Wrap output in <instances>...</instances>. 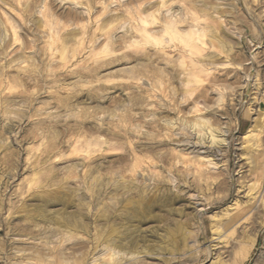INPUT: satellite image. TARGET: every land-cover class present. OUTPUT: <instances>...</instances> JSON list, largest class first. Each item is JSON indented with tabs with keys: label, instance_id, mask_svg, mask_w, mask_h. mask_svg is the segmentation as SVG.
Segmentation results:
<instances>
[{
	"label": "rangeland",
	"instance_id": "374dc122",
	"mask_svg": "<svg viewBox=\"0 0 264 264\" xmlns=\"http://www.w3.org/2000/svg\"><path fill=\"white\" fill-rule=\"evenodd\" d=\"M125 1L129 5V11H127L128 8L125 7H128V5L125 4ZM127 1L128 0H0V73L1 71L7 72L5 77L0 74V178H2L0 179V184L7 186L11 183L18 186L19 181L23 179V176L20 175V173L24 172V169L20 167L21 160H23L24 163H27L30 159V153L39 155L44 149V144L40 141L41 138H43L45 143L47 142L48 137L44 135L45 126L55 125L56 128H60L65 117H67V122L69 123L77 122V118H79V123H87V118L91 115V112L84 110L76 112L74 115L71 114V103L74 98L88 95L91 92L100 95L108 92V90L113 87H117L118 84L123 87L124 94L127 96L130 89L134 87L131 80L137 79L139 76H137V74L142 73L144 75L154 70L152 65L148 63V60L141 54L145 53V51L158 53L163 59H160L159 62H157L153 57L152 64L158 69H163L165 75L163 79L159 76L157 79H159L161 84L165 85L168 95L175 98L173 103L176 105L178 112L183 115L178 122L176 119L177 111H174L173 108H145L144 111L152 113L154 119H161L162 126L170 128L174 135L177 132L180 133L178 139L179 141H182V143L178 142L174 147L181 158V167L184 169V175L182 177H175L173 180V186L176 188L175 201L163 209H160L159 207L154 208L150 213L131 211L127 207L118 204L120 203L118 200L112 202V204L117 203V207L115 204L114 206H111V203L110 205L105 204L104 201L100 200L98 203H94L95 205L90 204V206L89 203H86L87 201H83L85 205L83 204L84 211L82 214L78 211V205H73L72 208H51L52 211L48 208L47 210L37 212V215L40 217V214H43L44 212L51 218H56L58 220L66 219L69 221L79 218L83 223H87V231L90 230L92 233L102 229L104 232L111 229L114 230L113 235L117 236L115 237V242L116 245L118 244L115 251H120L116 253L118 255H113L117 260L115 259L116 262L112 264H160V262L165 259L168 260L169 264H212L213 260L216 261V264H222V258L212 255V253H219L223 248L231 247L233 240L240 241L239 250L236 255L244 260V264H247V259L245 258L253 259L254 264H264V227H261L260 222L261 216L264 215V208L257 206L259 197H257L256 202L252 204L248 203L250 198L247 195H240L239 199H236L237 194L241 193L239 179L235 191L221 189L218 187V184L212 183L216 179L217 174L222 175L225 168L231 167L232 160L230 157L233 152H237L243 162L245 157L243 154L244 139L241 134L252 125L259 110L262 109L264 111V33H262L264 32V27L261 26V24L264 23V17H257L252 14V16L257 19L253 18L249 14L245 0H229V4L227 3L228 0H220L219 11H221V14H218L221 15L223 21L217 20L215 24L214 21L216 20L213 19V21L211 19L209 22V19L205 21H207V24L209 23V25H213H211L213 27V29L212 27L211 29L213 31L215 30L214 34L217 30H222H219L220 32L217 31V35H215L217 37L220 36V39L226 38L223 39V42L226 40L225 47L222 49L216 39L210 37L211 40H208L209 37H207V39H204V41H206L199 45L200 52L188 55L181 44L176 41L170 43L169 48L166 47L168 46V44H166L162 49L153 48L152 50L134 43L133 41H135L137 37V32L135 31L136 29L134 26L136 25V28L139 27V22L136 20V18L138 19V8L147 1V5L144 4L145 7L148 6L149 3L152 4L155 1L136 0L134 2V0H132L133 4L132 1ZM176 1L177 0L168 1L166 6L167 9L169 8L168 10H170L168 13H171V11L172 13L178 11L176 12L177 15L179 12H181L179 15H183L182 12H184V17L186 18L191 12L196 14L201 13L192 6L194 1L196 3L199 2L198 4L208 1L210 4L205 3L207 6L214 4V6L218 7V0H182L185 5L182 4L181 0ZM188 1L192 2L190 3ZM210 1H214L215 3L213 2L212 4ZM224 1H226L227 4ZM186 3L190 4L187 6ZM172 4H174V6ZM25 5H28V7L26 8ZM131 5L133 6V9H135L134 11L132 10ZM189 5L192 7H189ZM151 6H149L150 8H148L145 13L157 7V5H154L155 7ZM234 6L235 8H233ZM222 7L223 9L221 10ZM190 8L192 9L191 11ZM109 9L112 11L116 10L117 12L115 11L114 13L113 11V14L108 11ZM259 11L260 8L256 7V12ZM185 12L188 13L185 15ZM117 14L119 16H116ZM224 14H228V16L226 17ZM230 14L233 17L232 19ZM125 16L128 18V22L126 21ZM134 16L136 17L135 19ZM49 17L51 19H49ZM36 18L40 20V23L42 22V29L40 28L42 26H39L40 23H36ZM105 18L108 19L106 20ZM189 18L188 21H190ZM243 18L245 19L241 21ZM129 19L131 21L134 20L132 21L133 25ZM117 20H119L118 23ZM186 21L185 24L187 23ZM230 21H232V24L227 23H230ZM57 22H59L58 25ZM107 22L108 25L106 24ZM55 23L56 27L54 26ZM102 24H106V26L103 25V28V26H101ZM127 24L131 26V29ZM185 24L183 23L182 25ZM227 24L229 26H227ZM51 25L54 27L52 28ZM99 25L101 28H99L98 31ZM250 25L255 27L257 31L255 30V32H253ZM221 26H226L228 29L225 30V27ZM46 29L53 33L50 31H47L46 33ZM69 29H72L73 31L70 30V33L67 31ZM127 30H131V32L129 31L128 33ZM224 30L225 32H223ZM227 31L229 32L227 33ZM230 32H232V34H230ZM131 33L133 34L131 35ZM221 33L224 34L223 36L226 35L228 37L222 36L221 38ZM67 34L69 35L65 37ZM4 35L5 41L3 42L2 39ZM122 35L126 36L128 39ZM134 35L136 37H134ZM60 36L62 39L58 40ZM69 36L72 39L69 38ZM107 37L111 40H108ZM114 37L115 41L113 40ZM234 37L236 38L234 39ZM66 38L68 41L70 39V41L69 43L68 41L65 42L67 48L65 54H68V56L64 55L66 59L64 58L63 61V58L59 59L60 52L58 54V51H60V45L62 46L64 44ZM121 38H124L123 41ZM109 41H112L111 44ZM116 41L118 42L116 43ZM207 41H209V43ZM207 44L209 45L206 46ZM96 45L97 48L95 49L94 47H96ZM110 45H112V47ZM210 45L217 49V51H214ZM173 47L175 50H173ZM226 48H228L227 53H229L230 50L233 51L229 53L231 57L228 54V57L225 56L226 51L224 50ZM57 49L58 51H56ZM126 49L128 51H125ZM221 51H224V56ZM124 52L126 55H124ZM114 53H120V57L115 56ZM251 53L254 54V58L252 62L248 64V59L252 55ZM212 54L213 57H216H214L215 59L212 57ZM134 55L137 56L138 59H133L132 57ZM235 55L237 56L235 57ZM121 56L123 57L121 58ZM125 56L126 58H124ZM200 57H202L201 60ZM209 57L210 59L208 60L207 58ZM217 57H219L218 59L221 61L218 60ZM225 57L231 62V68H226L224 66L223 62L226 60ZM112 58L115 62L111 61ZM120 58L121 60H117ZM183 58L186 60L185 62ZM205 58L208 61L205 60ZM12 59L13 61L10 62ZM213 60L215 62L218 61V65L220 64L221 66H218ZM209 61H212L213 63ZM242 62L244 64H241ZM203 63L207 65L204 66ZM238 64L240 65V68L237 69L235 67V70L234 66ZM102 65L106 71L115 72L117 71L116 69H122V72L125 71L123 73L129 75L123 76L122 78L113 77L112 79L116 81V84L119 82L117 85L114 83L91 85V81L95 78L93 72ZM201 65L203 69L198 67ZM244 67L246 68V73L252 69V72L257 76L258 80L256 79V82L252 86L246 87L244 84V75H242V73L245 74ZM125 69H128L129 71L126 72ZM29 72L33 74L35 80H38V82H34V78L26 81V79L21 77L23 74L28 75ZM190 72H193L197 78L191 75L192 73ZM18 74H21V76ZM58 74H60L59 77ZM97 75H99V73H97ZM54 76L55 78L57 77L60 82L57 78V80L54 79ZM189 79L192 81L189 82ZM125 80L129 82L124 83L123 81ZM140 84L143 85L141 91H144L149 87L148 80L146 79L140 80ZM119 90L120 87H117V91ZM155 95L157 99H162L159 92H156ZM4 98H7L6 102L4 101ZM143 99L149 104L157 103V100H148L147 96H144ZM125 103H127V101H125ZM165 103L167 104L168 102L165 101ZM4 108H6V111ZM133 110L135 111L136 109ZM160 111L168 112V117H160ZM225 112L232 115L233 118L228 121L224 127L220 128V124H224V120L226 119V117L223 116ZM217 113H220L222 117L220 124H218L213 118ZM164 120L169 123L167 124ZM203 120L206 121L204 124L202 123ZM195 122L200 123L201 126L206 128L203 129L204 131L208 130L206 126L215 128L214 132L217 134V137L223 138L224 141L212 143L211 145V142L206 140L207 135L205 134V136L203 135L204 140H202L200 137H202L204 131H200L199 126L193 125ZM217 128H220V130L217 131ZM197 131H199V133ZM200 132L202 133L200 134ZM234 135L239 139V145L234 144L232 140ZM258 138V146L255 150V154L260 151V145H264V122ZM81 143L84 145L82 150L87 152L91 147L88 138H76L75 146L77 150H80ZM164 143L170 144L171 142L165 141ZM109 155L115 154L109 153ZM197 155L201 157L199 158ZM207 158H211L212 163H209ZM140 159L143 160L142 156ZM191 160L193 161L191 162ZM194 161L197 163H194ZM256 171H259L258 166H256ZM255 174L256 172H253V175ZM238 175L239 173L237 172V176ZM69 176H71V173H69ZM13 177H15V179H13ZM101 177L98 178L99 185H104L106 181L110 179L113 181L117 179L115 176ZM34 179L38 182L39 177L37 176ZM101 179L103 180V183ZM68 182L71 183L72 181L69 179ZM209 184H211L212 192L215 196V199L211 202H208L205 199V196L201 194V189L207 188ZM252 188L255 189L253 195H255L256 192L264 191V181H260L258 184H252ZM249 190L250 189H243L244 192ZM84 195L87 197L88 193L85 192ZM25 199H28V197H25ZM89 199H91V197H89ZM113 208L116 209V211ZM61 209H68V211L66 210L65 213L64 210L62 211ZM103 209H106V211L104 212ZM129 210L132 213L129 212ZM7 211L8 204L7 201H5V214H7ZM98 211L100 213H97ZM130 213L131 216L133 214L132 218L130 217ZM9 219L13 225L22 223L18 216H13ZM86 219L87 221H85ZM108 220L110 221L108 222ZM116 221H118V223ZM96 222L97 224H94ZM216 226L221 229H217V231L215 229ZM92 227H95V229ZM115 228H119L118 230L121 231H118L117 229L115 230ZM180 228L183 229L181 230ZM7 233L8 226H0V236H4ZM19 233L22 235L23 232H17L16 235L20 236ZM53 233L58 234V231ZM80 234L84 233L82 232ZM18 242L21 244L23 243V241ZM109 251V253H112V250ZM120 257L121 260H119ZM111 261L113 260L111 259Z\"/></svg>",
	"mask_w": 264,
	"mask_h": 264
},
{
	"label": "clouds",
	"instance_id": "9594fccd",
	"mask_svg": "<svg viewBox=\"0 0 264 264\" xmlns=\"http://www.w3.org/2000/svg\"><path fill=\"white\" fill-rule=\"evenodd\" d=\"M245 4L250 15L264 17V0H245ZM253 6L259 7L260 11L256 12ZM261 26L264 27V23ZM252 31L255 32V27H252ZM114 55L120 57V53ZM141 55L154 70L131 80L134 87L127 96L118 84L119 91L113 87L100 95L91 92L74 98L71 114L84 110L91 112L87 123H79V118L77 122L69 123L65 117L60 128L55 125L45 126L44 135L48 139L46 143L43 138L40 141L44 149L39 155L30 153L27 163L21 160L20 167L24 172L20 173L23 179L18 186L0 184V226H8V233L0 236V264H112L109 243L104 233L85 230L84 234L70 236L55 234L45 227L37 212L78 205V211L82 214L83 201L94 204L103 200L105 204H110L118 200L121 206L131 211L150 213L154 208L163 209L175 201L173 180L184 175L181 158L174 147L178 142L182 143L178 139L180 133L174 135L170 128L162 126L161 119H154L152 113L144 109L173 108L177 111L178 122L183 114L178 112L173 103L175 98L168 95L165 85L157 79L158 76L163 79L165 74L163 69L152 64V59L154 57L159 62L163 58L152 52ZM132 58L138 59L135 55ZM126 75L120 69L115 72L106 71L102 65L93 72L95 78L91 85L115 84L113 77L122 78ZM145 79L149 87L141 91L143 85L140 80ZM156 92L160 93L162 99H157ZM144 96L148 100H157V103H147ZM168 115V112L160 111V117L166 118ZM223 116L226 117L224 124H220V113L213 117L220 128L233 118L227 112ZM79 137L88 138L91 147L87 152L82 150L83 143L80 150H77L76 138ZM232 140L235 145L240 144L235 135ZM230 159L231 167L225 168L222 175L217 174L212 183L218 184L221 189L235 191L239 179L241 193L237 194L236 199L240 195H247L250 198L248 203L252 204L259 197L257 206L264 208V191L253 195L255 189L252 188V184L264 181V145H260L257 154L245 156L243 162L237 152H233ZM256 166L259 167L258 172ZM253 172L256 174L253 175ZM37 176L38 182L33 183ZM101 176H115L117 179L99 185L98 178ZM243 189L250 190L244 192ZM85 192L88 193L87 197ZM201 194L208 202L215 199L211 184L201 189ZM5 201L8 204L7 214ZM13 216H18L22 223L13 225L9 219ZM260 222L261 227H264V215ZM22 229L26 231L17 236L16 233ZM239 246L240 241L233 240L231 247H225L212 255L222 258V264H244V260L236 255ZM245 259L247 264H254L253 259ZM160 264L169 262L165 259ZM212 264H216V261L213 260Z\"/></svg>",
	"mask_w": 264,
	"mask_h": 264
},
{
	"label": "bare ground",
	"instance_id": "6f19581e",
	"mask_svg": "<svg viewBox=\"0 0 264 264\" xmlns=\"http://www.w3.org/2000/svg\"><path fill=\"white\" fill-rule=\"evenodd\" d=\"M129 2H131L132 0H128ZM127 1V2H128ZM136 0H134V2H135ZM140 1H142V0H140ZM152 0H150V2H151ZM155 2L154 3H149V4H151L152 6H154V5H157V7L156 8H154L153 10H151V11H148L147 13H145L147 10H148V8H150L149 6H151V5H149L148 4V6H146L145 7V5L144 4H146V3H148V1L146 2V3H144V4H142V6L140 7V8H138V7H134V8H138V19L134 16V19L136 18V20L139 22V27L138 28H136V25L134 26V28L136 29H134L136 32H137V37L134 35V37H136V40L135 41H133L134 43H137V45H141V46H145V48L147 47V48H149L150 50H152L153 48H163L166 44H168V46H166V47H168L169 48V44L170 43H174L175 41L176 42H178V43H180L181 44V46L183 47V49H184V51L188 54V55H193V54H195V53H198V52H200V46L199 45H201V44H203L205 41H204V39H207V37H209L208 38V40L210 39V37L212 38V39H216V41L218 42V44H220V46H221V48L223 49V47H225V42H226V40H225V42H223V39H226V38H222V36L224 35V34H222L221 35V38L222 39H220V36H219V34H218V36L219 37H217L216 35V32L217 31H222L221 29H219V30H217L216 32H215V34H214V31L212 30L213 29V25L211 26V25H209V23L207 24L206 22L207 21H205V20H207V19H209L208 20V22L210 21V19L212 20H216V21H214V24H215V22H217V20H221V21H223L222 20V17H221V11H219V2H220V0H218V7L217 6H214V4H213V2L212 1H210V2H212V4L213 5H210V6H207L205 3H209L207 0H205V1H207V2H203V3H200V4H198V3H196L194 0H192V1H194V3H196V4H194L193 3V7H194V9L196 8V10L199 12H201L200 14H196V13H193V12H191V14L189 15V16H187V18L186 17H184V12H182L183 13V15L181 16V15H179L181 12H179V16L176 14V12H178V11H176V12H174V13H172V11H171V13H168V11H170V10H168L167 9V3H168V1H171V0H162V2H161V0H158V1H156V0H154ZM177 1H179V0H177ZM176 1V2H177ZM191 1V2H192ZM198 1V0H197ZM215 1H217V0H215ZM181 2H182V0H181ZM187 2V1H186ZM188 2H190V1H188ZM190 2V3H191ZM223 2V1H222ZM225 3H226V1H224ZM229 2V0L227 1V3ZM26 3V2H25ZM104 3V2H103ZM171 3V2H170ZM173 3V2H172ZM175 3V2H174ZM190 3H186L187 4V6H188V4H190ZM215 3V2H214ZM226 3V4H227ZM230 3V2H229ZM228 3V4H229ZM54 4V3H53ZM105 4V3H104ZM124 4V3H123ZM125 4H127L126 3V1H125ZM132 4H133V1H132ZM138 4V3H137ZM181 4V3H180ZM182 4L183 5H185V3L184 2H182ZM210 4V3H209ZM208 4V5H209ZM224 4V3H223ZM223 4H221V5H223ZM128 5V4H127ZM140 5V4H139ZM147 5V4H146ZM173 6H174V4H172ZM108 6V5H107ZM123 6H125V5H123ZM132 6V5H131ZM135 6V5H134ZM144 6V7H143ZM151 6V7H152ZM172 6V7H173ZM176 6H177V4H176ZM179 6V5H178ZM182 6V5H181ZM192 6H190L189 5V7H192ZM230 6V5H229ZM233 6V5H232ZM25 7L27 8L28 7V5H25ZM32 7V6H31ZM40 7V6H39ZM54 7V6H53ZM126 8H128L127 9V11H129V5H128V7L127 6H125ZM155 7V6H154ZM184 7V6H183ZM227 7V6H226ZM26 8H25V10H26ZM132 8V10L134 11L135 9H133V6L131 7ZM170 8H171V6H170ZM179 8V7H178ZM180 8H182V7H180ZM233 8H235V6L233 7ZM152 9V8H151ZM172 9V8H171ZM184 9V8H183ZM223 9V7L221 8V10ZM248 9V8H247ZM70 10V9H69ZM81 10V9H80ZM125 10V9H124ZM131 10V11H132ZM176 10H178V9H176ZM187 10V9H186ZM188 10H189V8H188ZM187 10V11H188ZM192 9L190 8V11H191ZM195 10V11H196ZM227 10V9H226ZM72 11V10H71ZM78 11V10H77ZM108 11H110V12H112L113 13V11L111 10V9H109ZM116 11V10H115ZM115 11H114V13H115ZM126 11V10H125ZM183 11V10H182ZM185 11V10H184ZM196 11V12H197ZM230 11V10H229ZM247 11V10H246ZM117 12V11H116ZM235 12V11H234ZM62 13V12H61ZM113 13V14H114ZM127 13V12H126ZM125 13V14H126ZM132 13V12H131ZM136 13V12H135ZM167 13V14H166ZM186 13H188V12H185V15H186ZM218 13H220V14H218ZM224 13V12H223ZM230 13V12H229ZM124 14V15H125ZM137 14V13H136ZM135 14V15H136ZM177 15V17H176V15ZM236 14V13H235ZM234 14V15H235ZM247 14V13H246ZM127 15V14H126ZM130 15V14H129ZM132 15V14H131ZM224 15H226V14H224ZM223 15V16H224ZM233 15V14H232ZM69 16V15H68ZM108 16V15H107ZM116 16H119L118 14L116 15ZM228 16V14L226 15V17ZM252 16V15H251ZM34 17V16H33ZM44 17V16H43ZM113 17H115V16H113ZM121 17V16H120ZM119 17V18H120ZM126 17V16H125ZM131 17V16H130ZM190 17V18H189ZM225 17V16H224ZM224 17H223V19H224ZM230 17H231V19L233 18L232 16H231V14H230ZM234 17H236V16H234ZM245 17V16H244ZM248 17V16H247ZM246 17V18H247ZM253 17V16H252ZM252 17H251V19H252ZM45 18V17H44ZM118 18V17H117ZM121 18H123V17H121ZM188 18L190 19V21H188ZM253 18H256V17H253ZM49 19H51L50 17H49ZM65 19V18H64ZM106 19V18H105ZM108 19V18H107ZM106 19V20H107ZM116 19V18H115ZM124 19V18H123ZM128 18L126 17V21L128 22V20H127ZM131 19H132V17H131ZM227 19V18H226ZM225 19V20H226ZM230 19V18H229ZM245 18H243V19H241V21L242 20H244ZM248 19V18H247ZM257 19V18H256ZM264 19V18H263ZM44 20V19H43ZM48 20V19H47ZM66 20V19H65ZM122 20V19H121ZM130 20V19H129ZM187 20V21H186ZM202 20V21H201ZM212 20V21H213ZM224 20V21H225ZM235 20H238V19H235ZM240 20V19H239ZM255 20V19H254ZM259 20V19H258ZM262 20V19H261ZM35 21H37L36 23H40V20L38 19V18H36V20ZM45 21V20H44ZM52 21V20H51ZM54 21V20H53ZM108 21H110V20H108ZM118 21L119 20H117V23H118ZM125 21V20H124ZM131 21V20H130ZM132 21H134V20H132ZM131 21V24L133 23ZM185 21L187 22L186 24H185ZM203 21H204V23H203ZM46 22V21H45ZM72 22V21H71ZM104 22H105V20H104ZM232 21H230V23L229 22H227L228 24H232L231 23ZM238 22V21H237ZM255 22V21H254ZM38 23V24H39ZM58 23L59 22H57V25H58ZM100 23V22H99ZM135 23H136V21H135ZM185 24V25H182V24ZM211 23V22H210ZM219 23V22H218ZM217 23V24H218ZM223 23H225V22H223ZM45 24V23H44ZM50 24H51V22H50ZM107 25H108V22L106 23ZM106 24H102L101 26H103V25H105L106 26ZM110 24V23H109ZM129 24V23H128ZM127 24V26L130 28L131 26H129ZM227 24V26H229ZM233 24H236V23H233ZM257 24V23H256ZM26 25V24H25ZM29 25V24H28ZM37 25V24H36ZM111 25V24H110ZM133 25V24H132ZM220 25V24H219ZM238 25V24H237ZM240 25V24H239ZM245 25V24H244ZM258 25V24H257ZM18 26V25H17ZM39 26H42V27H40L41 29L43 28V24H42V22L39 24ZM52 26V25H51ZM55 27H56V23H55V25H54ZM54 26H52V28L54 27ZM100 26V25H99ZM98 26V31H99V28H101V26L99 27ZM234 26H236V25H234ZM35 27V26H34ZM47 27V26H46ZM211 27H212V29H211ZM218 27V26H217ZM220 27V26H219ZM221 27H225V30H227L228 28L226 27V26H221ZM258 27V26H257ZM4 28V27H3ZM38 28V27H37ZM73 28V27H72ZM103 28H104V26H103ZM110 28V27H109ZM236 28V27H235ZM240 28V27H239ZM243 28V27H242ZM241 28V29H242ZM107 29V28H106ZM112 29V28H111ZM131 29V28H130ZM214 29H215V27H214ZM217 29V28H216ZM230 29V28H229ZM259 29V28H258ZM59 30V29H58ZM70 30H72V29H69V30H67L68 32H70ZM109 30V29H108ZM225 30L223 31V32H225ZM255 30L257 31V29L255 28ZM47 29H46V33H47ZM50 31V30H49ZM48 31V32H49ZM57 31V30H56ZM66 31V32H67ZM73 31V30H72ZM111 31V30H110ZM129 31L131 32V30H127V32L129 33ZM219 31V32H220ZM230 31H232V30H230ZM2 32V31H1ZM15 32V31H14ZM51 32V31H50ZM104 32V31H103ZM218 32V33H219ZM229 31H227V33H228ZM234 32V31H233ZM51 33H53V32H51ZM57 33V32H56ZM71 33V32H70ZM134 33V32H133ZM133 33H131V35L133 34ZM259 33V32H258ZM257 33V34H258ZM262 33H264V32H262ZM4 34V33H3ZM6 34V33H5ZM58 34V33H57ZM63 34V33H62ZM108 34H109V32H108ZM107 34V35H108ZM122 34V33H121ZM230 34H232V32H230ZM236 34V33H235ZM239 34V33H238ZM256 34V33H255ZM0 35H1V33H0ZM46 35V34H45ZM59 35H60V33H59ZM69 34H67L65 37H67ZM106 35V36H107ZM112 35V34H111ZM209 35V36H208ZM248 35V34H247ZM259 35V34H258ZM262 35V34H261ZM47 36H48V34H47ZM46 36V37H47ZM74 36H75V34H74ZM123 36V35H122ZM128 36V35H127ZM226 36V35H225ZM225 36H223V37H225ZM260 36V35H259ZM59 37V36H58ZM73 37V36H72ZM102 37H103V35H102ZM110 37V36H109ZM121 37V36H120ZM123 37H126V36H123ZM132 37V36H131ZM226 37H228V36H226ZM232 37V36H231ZM237 37V36H236ZM236 37H234V39L236 38ZM241 37V36H240ZM52 38V37H51ZM69 38H71L70 36H69ZM104 38H105V36H104ZM108 38V37H107ZM111 38V37H110ZM127 38V37H126ZM125 38V39H126ZM138 38V39H137ZM230 38V37H229ZM238 38V37H237ZM257 38V37H256ZM15 39H17V38H15ZM60 39H62L61 38V36H60V38L58 39V40H60ZM72 39V38H71ZM122 39V38H121ZM124 39V38H123ZM123 39H122V41H123ZM128 39V38H127ZM133 39V38H132ZM3 42L5 41V35L3 36ZM30 40V39H29ZM108 40H111V39H109L108 38ZM107 40V41H108ZM114 41H115V37H114V39H113ZM112 40V41H113ZM211 40V39H210ZM232 40H233V38H232ZM238 40V39H237ZM237 40H236V42H237ZM259 40V39H258ZM262 40V39H261ZM62 41V40H61ZM68 40H67V38H66V40H64V44L61 46L60 45V51H58V49L56 50V51H58V54H59V52H60V56H59V59H61V58H63V61H64V58H65V56L64 55H66V56H68V54H65L66 52L65 51H67V48H66V46H65V42H67ZM69 41H70V39H69ZM69 41H68V43H69ZM95 41V40H94ZM111 41V42H112ZM118 41H121V40H118ZM118 41H116V43L118 42ZM126 41V40H125ZM124 41V42H125ZM130 41V40H129ZM213 41V40H212ZM215 41V40H214ZM216 41H215V43H216ZM2 42V41H1ZM49 42V41H48ZM80 42V41H79ZM110 42V41H109ZM111 42H110V44H111ZM208 43H209V41H207ZM231 42V41H230ZM250 42V41H249ZM260 42V41H259ZM47 43V42H46ZM108 43V42H107ZM106 43V44H107ZM121 43V42H120ZM228 43V42H227ZM226 43V44H227ZM234 43H235V41H234ZM255 43H257V42H255ZM24 44V43H23ZM50 44H52V43H50ZM59 44H60V42H59ZM62 44V43H61ZM114 44V43H113ZM119 44V43H118ZM177 44V43H176ZM179 44V45H180ZM214 44V43H213ZM217 44V45H218ZM229 44V43H228ZM227 44V45H228ZM231 44V43H230ZM238 44V43H237ZM56 45V44H55ZM68 45V44H67ZM122 45H123V43H122ZM209 44H207L206 46H208ZM211 45H212V43H211ZM210 45V47H212ZM217 45H214V46H217ZM226 45V46H227ZM239 45V44H238ZM253 45V44H252ZM51 46V45H50ZM50 46H49V48H50ZM90 46H93V45H90ZM95 46V45H94ZM104 46V45H103ZM107 46V45H106ZM111 47H112V45H110ZM174 46V45H173ZM204 46H205V44H204ZM219 46V45H218ZM229 46V45H228ZM259 46V45H258ZM58 47H59V45H58ZM68 47V46H67ZM113 47H114V45H113ZM123 47V46H122ZM171 47V46H170ZM210 47H209V49H210ZM237 47V46H236ZM241 47V46H240ZM89 48V47H88ZM92 48V47H91ZM95 49L97 48V45H96V47H94ZM120 48V47H119ZM174 48V47H173ZM172 48V49H173ZM179 48V47H178ZM213 48V47H212ZM70 49V48H69ZM80 49V48H79ZM115 49V48H114ZM207 49V48H206ZM214 49V51H217V49H215V48H213ZM230 49V48H229ZM237 49H239V48H237ZM88 50V49H87ZM86 50V51H87ZM91 50V49H90ZM112 50H113V48H112ZM173 50H175V48L173 49ZM212 50V49H211ZM227 50H228V48H226L224 51H226L225 53H226V55L225 54H223V52L221 51V53L223 54V56L225 55V56H227V54L229 55V53L230 52H233V51H231L230 50V52L229 53H227ZM240 50V49H239ZM238 50V51H239ZM86 51H85V53H86ZM104 51V50H103ZM114 51V50H113ZM148 51V50H147ZM167 51V50H166ZM220 51V50H219ZM242 51V50H241ZM53 52H54V50H53ZM89 52V51H88ZM87 52V53H88ZM93 52V51H92ZM96 52V51H95ZM146 52V51H145ZM156 52V51H155ZM235 52V51H234ZM240 52V51H239ZM55 53V52H54ZM54 53H52V54H54ZM112 53V52H111ZM125 53V52H124ZM236 53H237V51H236ZM78 54V53H77ZM166 54V53H165ZM178 54V53H177ZM180 54H182V53H180ZM209 54V53H208ZM243 54V53H242ZM252 54V53H251ZM35 55V54H34ZM124 55H126V53L124 54ZM128 55V54H127ZM131 55V54H130ZM216 55V54H215ZM241 55V54H240ZM253 55L254 54H252L251 56H250V54H249V61L247 62L248 64L249 63H251L252 62V60H253ZM182 56V55H181ZM200 56V55H199ZM202 56H204V55H202ZM230 56V55H229ZM237 55H235V57H236ZM244 56V55H243ZM70 57V56H69ZM123 56H121V58H122ZM126 57V56H125ZM124 57V58H125ZM180 57V56H179ZM185 57V56H184ZM205 57V56H204ZM212 57H213V54H212ZM215 57V56H214ZM213 57V58H214ZM219 57H220V55H219ZM219 57H217V59L219 58ZM228 57V56H227ZM231 57V56H230ZM248 57V56H247ZM58 58V57H57ZM68 58V57H67ZM117 58V57H116ZM121 58L120 59H117V60H121ZM123 58V59H124ZM142 58V57H141ZM201 58L202 57H200V60H201ZM216 58V57H215ZM214 58V59H215ZM224 58V57H223ZM226 58V57H225ZM66 59V58H65ZM208 60L210 59V57L209 58H207ZM206 58H205V60H207ZM222 59V58H221ZM230 59V58H229ZM232 59V58H231ZM235 59H237V58H235ZM242 59V58H241ZM109 60V59H108ZM183 60H184V58H183ZM193 60V59H192ZM207 60V61H208ZM212 60V59H211ZM218 60H220V59H218ZM224 60V59H223ZM237 60H240V59H237ZM13 61V59L12 60H10V62H12ZM62 61V60H61ZM111 61H114V59L112 58L111 59ZM186 60H184V62H185ZM206 61V62H207ZM214 61V60H213ZM221 61V60H220ZM232 61V60H231ZM234 61H236V60H234ZM233 61V62H234ZM243 61V60H242ZM105 62V61H104ZM115 62V61H114ZM205 62V63H206ZM209 62H211V63H213L212 61H209ZM215 62V61H214ZM218 62V61H217ZM217 62H215V63H217ZM238 62H240V61H238ZM103 63V62H102ZM108 63V62H107ZM109 63H110V61H109ZM202 63V62H201ZM205 63H203L204 64V66L205 65H207V64H205ZM219 63V62H218ZM218 63H217V65H218ZM18 64V63H17ZM194 64V63H193ZM223 64H224V66L226 67V68H231V62H229L228 60H227V58H226V60H225V62H223ZM233 64V63H232ZM241 64H244L243 62L241 63ZM104 65V64H103ZM195 65V64H194ZM211 65V64H210ZM213 65H215V64H213ZM213 65H212V67H213ZM196 66V65H195ZM218 66H221L220 64L218 65ZM133 67V66H132ZM198 67H200L201 69H203V67H202V65L201 66H198ZM233 67V66H232ZM240 68V65L238 64V65H236V66H234V68ZM246 67V66H245ZM244 67V68H245ZM130 68V67H129ZM135 68V67H134ZM137 68V67H136ZM187 68V67H186ZM204 68H206V67H204ZM209 68V67H208ZM234 68H232V69H234ZM236 68H235V70H236ZM249 68H251V67H249ZM249 68H248V70H249ZM139 69H140V67H139ZM194 69V68H193ZM211 69V68H210ZM242 69H243V67H242ZM116 70H118V69H116ZM120 70H122V69H120ZM126 70V69H125ZM132 70V69H131ZM141 70V69H140ZM190 70V69H189ZM127 71H129L128 69L126 70V72ZM142 71V70H141ZM188 71V70H187ZM191 71V70H190ZM193 71V70H192ZM210 71V70H209ZM212 71V70H211ZM230 71V70H229ZM228 71V72H229ZM234 71V70H233ZM239 71V70H238ZM241 71V70H240ZM246 71V68L244 69V72ZM123 72H125V71H123ZM131 72V71H130ZM129 72V73H130ZM136 72V71H135ZM134 72V73H135ZM138 72V71H137ZM194 72V71H193ZM193 72H190V73H192L191 75H193V76H195L194 74H193ZM208 72V71H207ZM235 72V71H234ZM133 73V74H134ZM1 75H3V77H5L6 76V74H7V72H4V71H1V73H0ZM142 74V73H141ZM140 73L139 74H137V76L138 75H141ZM236 74H238V73H236ZM240 74V73H239ZM0 75V76H1ZM18 75H20L21 76V74H18ZM59 75L60 74H58V77H59ZM63 75V74H62ZM61 75V76H62ZM65 75V74H64ZM80 75H82V74H80ZM83 75H85V74H83ZM127 75H129V74H127ZM143 75V74H142ZM242 75H244V84H245V86L247 87V86H252L255 82H256V79H257V76H256V74H254L253 72H252V69H250L247 73L245 72V74L244 73H242ZM57 76V75H56ZM86 76V75H85ZM131 76V75H130ZM23 79H26V81H29V80H31V79H33L34 78V76H33V74L32 73H28V75H25V74H23L22 76H21ZM41 77V76H40ZM39 77V78H40ZM66 77V76H65ZM84 77V76H83ZM196 77V76H195ZM213 77V76H212ZM52 78V77H51ZM57 78V77H56ZM55 78V76H54V79H56ZM61 78V77H60ZM63 78V77H62ZM68 78V77H67ZM66 78V79H67ZM121 78V77H120ZM128 78V77H127ZM132 78H133V76H132ZM197 78V77H196ZM200 78V77H199ZM198 78V79H199ZM41 79V78H40ZM58 79V78H57ZM56 79V80H57ZM65 79V78H64ZM124 79V78H123ZM214 79V78H213ZM34 80H35V78H34ZM42 80V79H41ZM41 80H39V81H41ZM47 80V79H46ZM45 80V81H46ZM51 80V79H50ZM59 80V79H58ZM63 80V79H62ZM202 80V79H201ZM258 80V79H257ZM38 82V80H35L34 82ZM65 81H67V80H65ZM189 82H191L192 80H188ZM32 82V81H31ZM59 82H60V80H59ZM62 82H64V81H62ZM119 83V82H118ZM117 83V84H118ZM213 83V82H212ZM116 84V83H115ZM116 84V85H117ZM201 84V83H200ZM183 85V84H182ZM242 86V85H241ZM128 87V86H127ZM214 87V86H213ZM43 88V87H42ZM231 88V87H230ZM217 89V88H216ZM66 90V89H65ZM230 90H232V89H230ZM221 93V92H220ZM217 94V93H216ZM217 96V95H216ZM180 98V97H179ZM253 99V98H252ZM179 100H181V99H179ZM220 100V99H219ZM4 101L6 102L7 101V98H4ZM9 102V101H8ZM6 105V104H5ZM5 109V111H6V108H4ZM4 111V112H5ZM9 111V110H8ZM169 120V119H168ZM165 121V120H164ZM170 121V120H169ZM166 122V121H165ZM171 122V121H170ZM206 121H202V123L204 124ZM253 122V121H252ZM263 122H264V111L262 110V109H260L259 110V112H258V114L256 115V117H255V119H254V122L252 123V125L246 130V131H244L242 134H241V136H242V138L244 139V143H243V150H244V155L245 156H248L250 153L251 154H255V150L257 149V146H258V140H259V138H258V135H259V133L261 132V128H262V124H263ZM167 124L169 123V122H166ZM165 125V124H164ZM170 125H171V123H170ZM193 125H197V126H199V128H200V131L201 130H203V129H206V128H204L203 126H201L200 125V123H198V122H195ZM193 127V126H192ZM207 127V131L205 130H203L202 132H200V134L202 133V137H200V135H199V137L202 139V140H204V138H203V135L205 134V135H207V139L206 140H208L209 142H211L210 144L212 145V143H218V142H223L224 141V139L223 138H218L217 137V134L214 132V129L215 128H213V127H210V126H206ZM190 128V127H189ZM198 133H199V131H197ZM197 133V134H198ZM204 135V136H205ZM200 138H197V139H200ZM245 145H246V147H245ZM199 155V154H198ZM197 155V156H198ZM196 156V157H197ZM195 157V158H196ZM199 157V156H198ZM201 157V156H200ZM199 157V158H200ZM194 158V159H195ZM142 159H143V157H142ZM198 159V158H197ZM197 159H196V161H197ZM202 160H203V158H202ZM207 160H208V162L209 163H212V161H211V158H207ZM193 160H191V162H192ZM200 161V160H199ZM198 162V161H197ZM197 162H195L194 161V163H197ZM202 162V161H201ZM214 163V162H213ZM215 165V164H214ZM209 166V165H208ZM211 167H215V166H211ZM17 170V169H16ZM203 172V171H202ZM69 175V174H68ZM113 177V176H112ZM102 178V177H101ZM117 178V177H116ZM104 179V178H103ZM108 179V178H107ZM113 179V178H112ZM102 180V179H101ZM36 179H34L33 180V182L34 183H36ZM102 183H103V180H102ZM101 201H103V200H101ZM115 202V201H114ZM116 202H118V201H116ZM247 202V201H246ZM83 203V202H82ZM86 203H88V202H86ZM98 203V202H97ZM84 204V203H83ZM100 204H101V202H100ZM115 204V203H114ZM114 204H112L111 203V206L113 205L114 206ZM117 204V203H116ZM116 204H115V206H116ZM118 204H120V203H118ZM85 205V204H84ZM88 205V204H87ZM95 205V204H94ZM104 205V204H103ZM110 205V204H109ZM109 205H107V206H109ZM89 206H90V204H89ZM88 206V207H89ZM102 206V205H101ZM104 206H106V205H104ZM75 207V206H74ZM117 207V206H116ZM64 208H67V207H64ZM71 208H72V206H71ZM103 208V207H102ZM102 208H100V209H102ZM108 208H112V207H108ZM124 208V207H123ZM49 209H51V208H49ZM70 209V208H69ZM91 209V208H90ZM114 209V208H113ZM125 209V208H124ZM227 209V208H226ZM56 210V209H55ZM62 210V209H61ZM64 210V212L67 210L68 211V209H63ZM62 210V211H63ZM71 210V209H70ZM104 210V209H103ZM102 210V211H103ZM109 210V209H108ZM112 210V209H111ZM115 211H116V209H114ZM118 210V209H117ZM122 210V209H121ZM126 210H127V208H126ZM49 211V210H48ZM51 211H52V209H51ZM50 211V212H51ZM54 211V210H53ZM101 211V210H100ZM106 211V209L104 210V212ZM115 211H113V212H115ZM40 212V211H39ZM46 212V211H45ZM58 212H59V208H58ZM71 212H72V210H71ZM73 212H74V210H73ZM87 212V211H86ZM122 212V211H121ZM124 212V211H123ZM127 212V211H126ZM125 212V213H126ZM129 212H131L130 210H129ZM225 212H226V210H225ZM42 213V212H41ZM49 213V212H48ZM66 213V212H65ZM67 213H69V212H67ZM77 213V212H76ZM89 213V212H88ZM97 213H100L99 211L97 212ZM128 213V212H127ZM132 213V212H131ZM131 213H130V217L132 218V216H133V214H132V216H131ZM54 214V213H53ZM87 214V213H86ZM85 214V215H86ZM124 214V213H123ZM70 215V214H69ZM106 215H108V214H106ZM113 215H114V213H113ZM118 215V214H117ZM39 216V215H38ZM88 216V215H87ZM87 216H85V217H87ZM109 216V215H108ZM120 216V215H119ZM69 217V216H68ZM40 218H41V222H44L45 223V227L46 228H48L49 229V231H51V232H56V231H58V234L59 233H64L66 236H70V235H72V234H80V233H84L85 232V230H87V223L85 224V222L83 223V221H81V219H75V220H73V221H69V220H66V219H62V220H58V219H56V218H51V217H49L48 215H46L44 212H43V214H40ZM61 218V217H60ZM59 218V219H60ZM75 218V217H74ZM97 218V217H96ZM119 218V217H118ZM68 219V218H67ZM70 219V218H69ZM72 219H73V217H72ZM72 219H70V220H72ZM109 219V218H108ZM89 220V219H88ZM94 220V219H93ZM97 220V219H96ZM104 220H105V217H104ZM118 220V219H117ZM123 220V219H122ZM127 220V219H126ZM85 221H87V219L85 220ZM95 221V220H94ZM93 221V222H94ZM103 221V220H102ZM110 220H108V222H109ZM115 221V220H114ZM104 222V221H103ZM106 222V221H105ZM107 222V223H108ZM117 223H118V221H116ZM127 222V221H126ZM17 223V222H16ZM89 223V222H88ZM106 223V224H107ZM122 223V222H121ZM94 224H97V222L96 223H94ZM102 224H104V223H102ZM106 224H105V227H106ZM123 224V223H122ZM111 225V224H110ZM129 225V224H128ZM183 225V224H182ZM218 225V224H217ZM89 226V225H88ZM93 226V225H92ZM99 226V225H98ZM104 226V225H103ZM112 226V225H111ZM102 227V226H101ZM125 227H126V225H125ZM129 227V226H128ZM93 228V227H92ZM96 228H97V226H96ZM123 228H124V226H123ZM215 228V227H214ZM2 229V228H1ZM93 229H95V227L93 228ZM117 228H115V230H116ZM119 229V228H118ZM117 229V230H118ZM130 229V228H129ZM181 229V228H180ZM183 229V228H182ZM181 229V230H182ZM216 230L218 229H221V228H219L218 226H216V228H215ZM89 230V229H88ZM97 230H99V229H97ZM131 230V229H130ZM217 230V231H218ZM24 231H26V229H22L21 230V232H24ZM113 231L114 230H107V232L105 231H103V229L102 230H100V231H96L95 233H97V232H104V235L107 237V240H108V243H109V250H112V253H109L110 254V256H111V259L113 260L112 261V263H114V262H116V260H117V258L115 257L114 258V254L115 255H118V254H116V253H118L120 250H118V248H117V250L118 251H115V249H116V247H117V245H116V242H115V237H117V236H114L113 235ZM118 231H121V230H118ZM118 231H116V232H118ZM221 231V230H220ZM89 232H90V230H89ZM94 233V232H93ZM57 234V233H56ZM63 234V235H64ZM119 234V233H118ZM19 235H20V233H19ZM123 235V234H122ZM130 235V234H129ZM124 236V235H123ZM125 236H126V234H125ZM124 238V237H123ZM122 238V239H123ZM18 242V241H17ZM118 242V241H117ZM19 243V242H18ZM121 245V244H120ZM133 249V248H132ZM134 250V249H133ZM123 251V250H122ZM128 251V250H127ZM130 251H131V249H130ZM110 252V251H109ZM131 253V252H130ZM129 253V254H130ZM133 253V252H132ZM135 254V253H134ZM133 254V255H134ZM131 256V255H130ZM113 257V258H112ZM116 259V260H115ZM119 259V258H118ZM119 260H121V257H120V259ZM118 260V261H119Z\"/></svg>",
	"mask_w": 264,
	"mask_h": 264
}]
</instances>
